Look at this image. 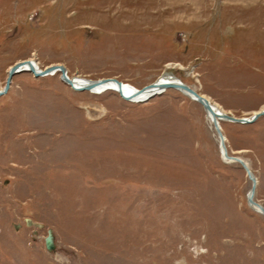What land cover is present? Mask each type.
<instances>
[{"label": "rangeland", "instance_id": "obj_1", "mask_svg": "<svg viewBox=\"0 0 264 264\" xmlns=\"http://www.w3.org/2000/svg\"><path fill=\"white\" fill-rule=\"evenodd\" d=\"M28 59L136 89L171 72L249 117L264 109V0H0V90ZM206 115L176 89L136 102L15 74L0 97V264H264L252 183ZM220 126L264 206V116Z\"/></svg>", "mask_w": 264, "mask_h": 264}, {"label": "water", "instance_id": "obj_2", "mask_svg": "<svg viewBox=\"0 0 264 264\" xmlns=\"http://www.w3.org/2000/svg\"><path fill=\"white\" fill-rule=\"evenodd\" d=\"M34 62L35 61L32 59L19 61L9 68L7 72V79L5 85L0 90V97L7 93L8 89L10 88V83L12 81V78L15 74L23 71H28L34 77H44L59 72L61 81L69 85L75 91H84V90L89 91L99 85L106 84L107 82H114L117 85L118 94L120 95V97L129 101H136V102L146 101L152 98L154 95L159 94L168 88L179 90L180 92L184 93L191 99L195 100L196 102L202 105L206 114L209 115L213 121L214 129L219 139L220 152L222 158L225 161L239 162L240 165H242V167L245 169L248 178L251 180L252 185L247 194L248 204L256 211L264 215V206L256 202L254 199L255 189L257 185L256 177L251 172L248 163L244 159L228 155L227 147L225 145V137L221 131V126H220L221 120L230 121L236 124L254 123L257 119L264 116V109L259 112L253 113L249 117H237L225 113L220 109L217 110L216 108H214L206 97H204L201 94H198L192 87L182 82L181 80L173 78V75H172L173 78L172 80L169 81L156 80L140 89H136L134 92L123 93L124 83H122L116 78H101L94 80L86 79L84 81L81 80L83 82H80L75 80V77H69L68 72L63 65H51L43 69H38ZM137 95L140 97L138 99H134L133 97ZM45 246L48 250H52L54 248L53 235L51 229L48 230V234L45 238Z\"/></svg>", "mask_w": 264, "mask_h": 264}, {"label": "bare ground", "instance_id": "obj_3", "mask_svg": "<svg viewBox=\"0 0 264 264\" xmlns=\"http://www.w3.org/2000/svg\"><path fill=\"white\" fill-rule=\"evenodd\" d=\"M34 63L37 66V68L40 69V67H38L36 62H34ZM173 78H175V77H173ZM173 78H172V76H171V74L169 72H166L164 75L160 76L157 80L169 81V80H172ZM175 79H177V78H175ZM75 80L83 82L86 79H83V78H80V77H75ZM81 80H83V81H81ZM105 90H112V91H116L118 93L117 85L114 82H107L106 84L99 85V86H97V87H95V88H93L92 90H89V91L92 92V93H100V92H103ZM135 90H136L135 87L124 83L123 93H131V92H134ZM139 97L140 96L137 95V96H134L133 98L134 99H138ZM211 104H212V106L214 108L219 110V108L215 104H213V103H211ZM206 116L208 117V120L210 121L212 127L214 128L213 121H212L211 117L209 115H206Z\"/></svg>", "mask_w": 264, "mask_h": 264}]
</instances>
